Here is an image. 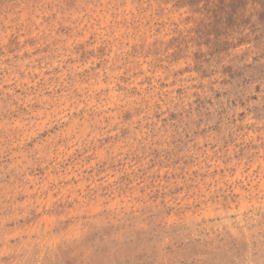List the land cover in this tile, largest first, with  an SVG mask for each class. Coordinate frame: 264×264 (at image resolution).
I'll return each instance as SVG.
<instances>
[{
	"label": "rangeland",
	"instance_id": "374dc122",
	"mask_svg": "<svg viewBox=\"0 0 264 264\" xmlns=\"http://www.w3.org/2000/svg\"><path fill=\"white\" fill-rule=\"evenodd\" d=\"M0 264H264V0H0Z\"/></svg>",
	"mask_w": 264,
	"mask_h": 264
}]
</instances>
